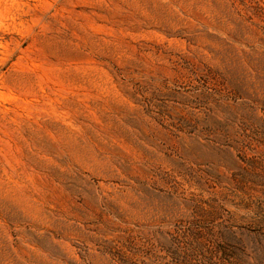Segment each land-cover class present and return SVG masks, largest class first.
<instances>
[{
	"label": "rangeland",
	"instance_id": "obj_1",
	"mask_svg": "<svg viewBox=\"0 0 264 264\" xmlns=\"http://www.w3.org/2000/svg\"><path fill=\"white\" fill-rule=\"evenodd\" d=\"M0 264H264V0H0Z\"/></svg>",
	"mask_w": 264,
	"mask_h": 264
}]
</instances>
